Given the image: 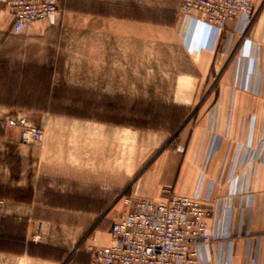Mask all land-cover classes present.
<instances>
[{
  "label": "crops",
  "instance_id": "crops-1",
  "mask_svg": "<svg viewBox=\"0 0 264 264\" xmlns=\"http://www.w3.org/2000/svg\"><path fill=\"white\" fill-rule=\"evenodd\" d=\"M6 1L0 264H95L87 247L111 244L126 199L166 190L213 209L211 264H264V10L245 34L230 22L227 36L182 19L174 0H60L56 22L16 35ZM140 43L182 58L162 87L185 112L172 129L139 122L140 74L151 76ZM214 76L217 94L203 100ZM26 126L43 139L22 142Z\"/></svg>",
  "mask_w": 264,
  "mask_h": 264
},
{
  "label": "built area",
  "instance_id": "built-area-1",
  "mask_svg": "<svg viewBox=\"0 0 264 264\" xmlns=\"http://www.w3.org/2000/svg\"><path fill=\"white\" fill-rule=\"evenodd\" d=\"M6 9L11 32L16 35L26 33L35 23L56 22L61 12L60 0H7ZM255 13L254 0H182L179 7L182 19H201L227 36L232 35V21L238 23L235 33L249 31ZM43 137L44 131L37 127L26 126L21 131L24 143L38 142ZM166 193L160 201L126 199L127 210L111 225V244L87 247L94 263L211 264L203 249L214 239L210 226L213 209L194 197L171 190Z\"/></svg>",
  "mask_w": 264,
  "mask_h": 264
},
{
  "label": "rangeland",
  "instance_id": "rangeland-1",
  "mask_svg": "<svg viewBox=\"0 0 264 264\" xmlns=\"http://www.w3.org/2000/svg\"><path fill=\"white\" fill-rule=\"evenodd\" d=\"M181 1L182 0H174L173 3L178 2V6L180 7ZM254 3L256 13L253 23L264 10V0H254ZM164 17L166 16L164 15ZM157 35L158 34L153 36V38L158 37ZM139 50V69L151 71V76L145 77L144 74H140V87H142L144 92H140L139 95V122L140 124L147 123L149 128L172 129L175 123H177L175 121L179 119V116H182V112H185L184 110L167 104L166 101L168 100L169 94H167L166 90L163 91L162 87H164L163 84L165 88L166 86L172 85L173 78L169 72L178 70V68L183 66L182 58L179 60L177 56L174 55L175 53L172 49L162 44L154 43L151 45L150 43H140ZM177 60H179V62ZM162 72L166 73L167 76H163ZM218 82V76H214L210 80L208 90L203 94V100H210L212 89H214L213 94L216 96ZM150 88L153 93H150ZM128 118L130 117L128 116Z\"/></svg>",
  "mask_w": 264,
  "mask_h": 264
}]
</instances>
